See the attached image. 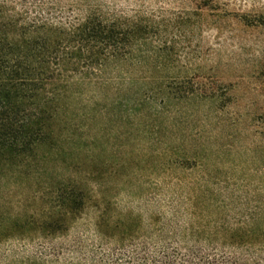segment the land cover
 Returning <instances> with one entry per match:
<instances>
[{"label": "rangeland", "instance_id": "obj_1", "mask_svg": "<svg viewBox=\"0 0 264 264\" xmlns=\"http://www.w3.org/2000/svg\"><path fill=\"white\" fill-rule=\"evenodd\" d=\"M82 4L83 14L92 7L151 27L145 42L150 57L103 68L96 85L78 84L64 102L77 126L74 138L60 143V153L42 150L35 177L0 179V264H151L162 246V223L185 204L179 195L188 197L189 187L208 186L219 191L220 201L246 196L251 206L264 202V0ZM174 83L204 95L167 107L161 88ZM137 99L145 108L138 117L132 107ZM147 102L157 118L148 114ZM184 152L198 168L189 159L190 169L168 172L166 157ZM56 154L65 164L55 161ZM70 163L110 172L101 184L89 185L113 205L89 207L55 234L13 224L5 231L16 217L10 212L26 211L21 220L42 217L45 200L31 196L49 186L56 170L69 174ZM154 218L162 220L154 225ZM180 221L188 218L181 214Z\"/></svg>", "mask_w": 264, "mask_h": 264}, {"label": "trees", "instance_id": "obj_2", "mask_svg": "<svg viewBox=\"0 0 264 264\" xmlns=\"http://www.w3.org/2000/svg\"><path fill=\"white\" fill-rule=\"evenodd\" d=\"M82 3L86 0H0L1 180L35 177L45 158L41 151L60 153V143L74 138L77 126L67 118L64 102L78 90V84L96 85L95 78L103 68L132 64L137 57L144 62L150 57L145 42L151 27L92 7L83 14ZM179 85L161 88L167 107L174 101L187 103L191 97L204 95L198 89L179 90ZM132 105L136 117L145 110L142 100ZM146 109L158 117L149 102ZM188 152L180 158L167 156L166 170L190 169L192 156ZM55 156L58 164L60 160L65 164L64 156ZM203 158L198 157L201 165ZM192 160V167L198 168L200 164ZM69 167V174L56 170L49 186H39L31 196L37 199L39 193L45 200L40 219L21 220L26 211L10 212L16 217L4 230L9 231L13 224V229L33 226L55 234L87 208L113 205L89 185L101 184L104 177H111L110 172L105 176L81 163ZM184 186L189 187L181 185L180 189ZM188 190V197L179 195L185 204L179 203L173 216L162 223V246L151 264H264V202L251 206L245 202L246 196L238 203L236 197L220 201L219 191L205 185ZM181 214L187 222L180 221ZM160 220L152 222L155 225Z\"/></svg>", "mask_w": 264, "mask_h": 264}]
</instances>
